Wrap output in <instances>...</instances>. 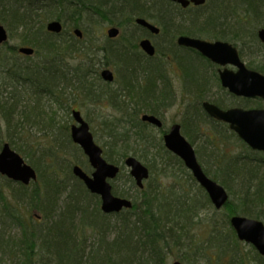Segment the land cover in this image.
Here are the masks:
<instances>
[{"label": "trees", "instance_id": "trees-1", "mask_svg": "<svg viewBox=\"0 0 264 264\" xmlns=\"http://www.w3.org/2000/svg\"><path fill=\"white\" fill-rule=\"evenodd\" d=\"M43 8H46V11L50 16H54L56 21L63 23L65 15L69 13L78 18L83 14L89 17L95 16L115 27L127 26L134 31L141 30L134 25L135 18L153 21L160 28L161 36L169 40H167L168 49L176 47L175 40L179 35L208 41L229 42L238 46L240 56L243 57L245 48L260 49L263 47L256 39V31L259 27L264 28V0H207L202 7L187 9H182L167 0H59L52 6ZM32 10L39 11V9ZM4 11L10 13L7 16L12 19V25H19L22 32L28 34L29 38L23 44L32 46L35 56L42 57V61L39 65L33 64L26 67L17 65L15 48H6L7 45L0 47V88L6 91L8 87L12 90L8 99L2 94L0 96V150L4 143H8L13 151L22 152L26 156L30 161V166L37 173V181L29 186L14 183L0 176L4 182V189L0 188V228L4 229L5 225L7 229L9 227L20 228L18 237H8L0 231V253L7 256L13 264H165V257L173 249H179L181 252H187L184 262L188 261V253L192 252L195 240L188 238L189 232L187 231L195 225V220L199 217L198 214L202 207H209L213 210L207 195L201 189H199L200 197L182 193L177 194V198L171 200L164 197L162 190L161 192L149 190L145 186L142 191L136 189L140 197L133 201L132 210L116 215H104L100 212L98 203L94 209L78 203L73 198V193L77 195L80 192L78 188H75L67 199L69 202L67 201L62 210L58 211L57 198L61 190L60 184H62L59 171L63 172L60 169L62 165L58 163L60 155L53 151L54 153L51 152V154L42 153L36 158L30 148L23 151L10 140L11 136L17 135L18 127L13 120V113L20 97L18 88L25 90L27 86L31 95L35 97L36 104L42 95L48 94L56 97L58 93L63 94V87L74 82L79 92L86 87L87 97L92 99L94 89L89 80L93 74L98 77L96 69L98 65H92V60L88 61V65L79 64L77 66L67 65V62L75 53L90 58L95 48L91 43H80L74 40L65 32L61 35H51L44 31V27L34 32L33 27L26 20L27 17L18 14L12 8ZM128 46V44L117 45V49H122L118 50L120 56L128 55ZM131 48L137 47L131 46ZM121 61L122 59L118 60L123 63ZM153 66L155 70L146 68L141 71V80V75L136 74L134 65H122L126 73L127 70L129 71V76H125L123 86L128 89L132 97L139 98L143 105L156 106L148 112L157 115L160 109L166 108L168 104L170 106L172 96L170 95L171 89H169L170 83L166 81L162 73L164 66ZM183 70L184 75L181 80L186 86L192 78L185 68ZM254 70L264 75V67H256ZM157 82L165 86L167 90H158ZM193 83H196L197 91L202 90L201 80L193 81ZM211 103L220 108L226 107L219 102ZM248 107V104L244 106V108ZM199 109L202 113L201 106ZM193 116L194 113L188 110L181 123L185 133H187L185 130L198 129L199 124ZM202 116L208 122L224 127L223 124L208 118L204 112ZM141 126L145 127L142 124ZM66 131L68 132L67 128ZM143 133L144 130L138 129V137L147 141ZM200 136L208 139L211 147L219 144L217 141L213 143L212 138L202 131ZM108 137L115 139L112 143L113 147L120 140L123 143L127 142L125 135L116 138L114 131H109ZM126 153L127 149L121 159L127 157ZM104 154L108 157L106 151ZM217 154L218 157L215 160H220L219 163L221 162V165L223 163L224 167L219 170L221 173L216 172L215 175H211L210 171L204 168L208 177L210 175V178L217 183L219 180L230 192V182L240 179H235V176L241 177L238 181L239 196L233 197L232 202L229 199L223 208L227 213L225 224L228 225L229 218L235 215L259 221L264 219V184L260 183L254 188L250 185L252 181L249 178L251 187L248 186L245 182L246 176L242 177L241 173L254 175L255 172H248L244 162L238 165L239 157H227L221 149H218ZM68 173L71 179L81 187L85 196L97 198L87 192L83 184L73 177L70 170ZM130 182L133 184L132 181ZM30 186H33L31 190ZM113 194L122 198L127 197L126 194H118L115 189ZM35 214H39L38 221L34 220ZM111 218L118 220L116 225H111ZM76 219L78 222L75 226ZM218 228L216 222L210 221V236L213 241L215 240L213 247L217 249L218 253H216L219 255L222 252V242L225 237L221 235ZM230 230L234 236L233 230L231 228ZM88 233L93 239V243L89 246L86 245ZM188 239H190V248L187 246ZM235 244L237 245V242ZM201 252L202 250L199 249L200 256H202ZM193 254L197 252L193 250ZM256 256L264 262V258L260 257L257 252ZM217 263L218 260H215V264Z\"/></svg>", "mask_w": 264, "mask_h": 264}, {"label": "rangeland", "instance_id": "rangeland-1", "mask_svg": "<svg viewBox=\"0 0 264 264\" xmlns=\"http://www.w3.org/2000/svg\"><path fill=\"white\" fill-rule=\"evenodd\" d=\"M58 1L59 0H0V25L5 28L9 36V42L6 48L12 47L17 50L19 47H33L23 44L25 40H28V34L23 33L19 25H12V19L7 16L10 13H5V9L10 10L12 8L13 11H17L18 14L27 17L26 20L29 25L33 27V31L35 32V30L38 31L42 27L45 29L47 23L56 21L54 16H50L48 11H46L47 9L43 7L52 6ZM32 9H39V11L34 12ZM150 22L157 26L153 21ZM61 23L67 36L72 34L74 28H78L84 34L85 40H87L86 43H91L95 48L90 58H86L79 53L71 55L67 65H88V61L91 60L93 64H98L101 57L98 49L101 50L106 46L105 34L108 29L115 26L95 16L89 17L83 14L82 17L78 18L70 13L65 15V21ZM258 29L261 28L259 27ZM119 30L121 36H128L130 32L134 31L127 26L119 28ZM137 34H141L140 31ZM234 46L238 48V46ZM168 47L169 43L167 42V46L163 49L168 50ZM174 47L171 48L172 50L170 49L171 51H165L168 56L167 60L170 59L168 61L170 63L168 65L165 63L160 64L164 66V71L162 73L166 81L170 83V95L172 96V104L170 103V106L168 104L166 108L160 109V111L156 113L163 123V129L161 130L144 125L140 122V117L143 114H150L148 111L152 109L150 105H143L139 98L132 97L128 89L124 88L125 76H129V71L127 70L126 73L122 65H118V63L115 65L97 66L98 76L103 69L107 68L114 74L115 82L112 85H108L103 83L101 79L99 80L98 78L100 77L94 76V74L91 75L89 82L94 89V97L92 99L89 97L85 98V96L80 94L74 82L63 87V94L58 93L56 97L48 94L42 95L36 104L34 102L35 97L31 95L27 86V90L18 88L20 97L16 103L15 112L13 113V120L17 123L18 127L17 135L11 136L12 138H10V140L23 151L30 148L36 158L40 157L42 153L51 154V152L54 153L53 151H56L57 154L60 155L58 163L62 165L60 169L63 172L59 171L62 184H60L61 190L57 198L58 211L62 210L64 205L67 204V201L69 202L67 199L70 193L74 192L75 188H78L80 192L77 195L73 193V198L78 203L83 204V206L89 209L97 207V203L98 208L100 207L99 199L85 196L81 187L77 185L75 180L71 179L68 173L74 165H78L88 174L92 172L83 152L70 140L69 129L75 124L71 116L73 110L79 111L83 120L88 124L94 143L103 151V158L108 163L120 168V173L117 178L110 182L113 191L115 189V192L118 194H126L127 198L132 201L138 200L140 195L129 174V169L123 164L127 157L135 158L149 169L151 175L145 183L147 189L162 190L164 197L171 200L175 197L177 198V194L181 195L182 193L192 194L198 197L201 196L199 191L200 187L193 180L190 172L176 156L167 152L163 145L164 133H166L173 124L182 126L181 123L184 121L188 110L190 113H194L195 117H193L199 126L198 129L194 131L185 130L187 133L181 128V134L192 145L197 161L203 169L209 170L211 175H215L216 172L221 173L219 170L222 169L224 165L223 163L221 165V162L219 163L220 160H215L218 157V149H221L227 154V157H239L240 162L238 165L244 162L248 172H255L253 173L254 175H247L242 171V173L240 172L242 177L246 176L245 182L248 186L253 185L252 187L256 188L260 183L264 184V153L251 151L228 129L227 126L221 127V125L208 122L207 119H204L202 116L203 111L200 113L201 108L199 109L202 100L219 102L223 106H226L223 107L224 109L235 107L243 109H261L264 108V102L261 100H239L233 99L234 97L231 98L232 96L221 89L218 82L214 80L212 70L201 63L200 58L192 53H187L186 49ZM15 54L17 55V65L25 67L33 64L39 65L42 61V57L39 56H35L32 60H26V58L19 56L17 52ZM244 54L243 61L250 63L251 65L247 66L252 70L256 69V67H264V46L260 49L254 47H250V49L245 48ZM131 56L134 62V64L131 65H134V69H136L137 72L136 74L139 75L142 74L141 71L143 69L153 68V70H155L153 65H157L159 62L161 63L159 56L156 60L142 59V57L136 53L134 55L131 54ZM183 56L185 57L183 60L176 61L177 57ZM178 62H180V64L177 65ZM179 65L185 68L192 78L191 81L187 82L189 88H187V85H184L182 80L179 81L175 76L177 74L181 75L178 69ZM201 65H203L204 70H202ZM203 72H205V74ZM140 78L142 80V75ZM204 79L206 82L203 84L201 83L202 90H195L193 81H203ZM156 87L159 90L162 84L157 82ZM1 89L2 92H0V96L2 94L8 99L9 93L12 90L8 87L6 91H4V88H0V90ZM6 93L8 94L6 95ZM247 104L249 107L244 108ZM141 124L145 127L143 128ZM13 126L16 127L14 123ZM66 128L68 132H65ZM137 128L144 130L143 134L147 141L138 137ZM109 131H114V136L116 138L125 135L127 142L123 143L120 140L117 145L113 147L112 143L115 139H109ZM201 131L205 135L211 137L213 143L217 141L219 144L211 147L208 143V139L205 137L201 138ZM11 132L12 131H10V133ZM37 145H39L38 148ZM125 149H127V157L121 159ZM105 151L109 158L105 156ZM18 155L30 166V161L27 160L22 152H18ZM215 162L216 165H214ZM239 178L241 179V177L235 176V179ZM249 178H251L252 181L250 185L248 181ZM240 179L235 182H230L231 192L226 190L218 180V184L226 190L231 202L233 197H238L240 194L238 183ZM130 181H132L133 184ZM0 188L4 189V182L1 179ZM32 188L33 186L29 187L30 190ZM231 194H233V196H231ZM213 210L209 207H202L198 214L199 217L195 220V225L187 231L189 232L188 238L191 237V239L195 240L193 250H195L197 254H193L192 250V252L188 253V261L184 262L187 252L173 249L171 253L165 257V264H173L175 261L181 264H215V260H218L217 264H264V262L258 259L255 250L251 246L239 242L235 235H232L229 220L228 225L224 222L225 215L227 214L226 211L221 210L215 214L213 213L215 210ZM38 218L39 214H35L34 220L38 221ZM76 220L75 226L78 222V219ZM110 220L111 225L117 224L118 220L116 218H111ZM210 221L217 223L219 227L218 231L225 237V240H223L224 242H222V252L221 254L219 253V255L217 254V249L213 247L215 246V240L213 241L211 238L212 236H210ZM261 221L264 223V219H261ZM6 226L7 225H5L4 229L0 228V231H3L8 237H18L20 235V228L9 227L7 229ZM87 238L86 245L89 246L93 243L90 233L87 234ZM188 240H186V242H188L187 246L190 248V239ZM235 242H237V245ZM199 249L202 250V256L198 253ZM204 249H206L207 252ZM0 264H13V262L9 261L7 256L3 255L1 252Z\"/></svg>", "mask_w": 264, "mask_h": 264}, {"label": "water", "instance_id": "water-1", "mask_svg": "<svg viewBox=\"0 0 264 264\" xmlns=\"http://www.w3.org/2000/svg\"><path fill=\"white\" fill-rule=\"evenodd\" d=\"M176 3L183 9L190 5L195 7L203 6L206 0H168ZM136 25L158 34L159 29L149 24L144 19H136ZM63 27L60 22L53 21L46 25V31L51 34L59 35ZM76 37L81 36V32L76 29ZM119 31L112 28L108 31V36L114 38ZM259 41L264 44V29L257 33ZM8 42V35L3 26L0 25V46ZM177 45L189 48L200 53L204 58L220 67L234 66L237 72L224 70L220 72L222 88L236 97L259 98L264 101V76L257 72L246 69L240 61L237 50L226 42H206L186 36H181L177 40ZM140 48L148 56H154L155 50L151 43L144 40L140 43ZM18 53L26 57H31L34 50L28 47H21ZM103 81L112 83L114 76L111 71L101 72ZM205 113L212 119L227 124L229 129L238 138L254 151L264 152V109L243 110L240 108L221 110L208 102L202 105ZM76 125L71 127L70 137L72 142L77 145L88 159V163L93 172L87 175L79 166L72 167V174L80 180L88 192L100 198V210L104 215L118 214L122 210L132 209V202L128 199L115 197L112 194L110 181L114 180L119 174V167L109 164L102 156V150L94 143L87 123L84 122L77 111L72 113ZM141 122L150 124L158 129L162 127V122L154 116L143 115ZM165 148L178 157L184 166L191 172L193 178L207 193L211 204L216 210H220L228 201L226 191L210 180L198 164L192 146L181 135L180 126L173 125L169 132L163 137ZM124 166L129 169V174L139 189H143V182L149 177V171L138 160L128 157L124 161ZM0 175L15 183L24 186L30 185L37 180V174L33 168L27 165L24 160L8 144H4L0 150ZM230 226L234 230L237 239L254 247L257 253L264 257V225L262 222L241 216H233ZM173 264H181L174 262Z\"/></svg>", "mask_w": 264, "mask_h": 264}, {"label": "flooded vegetation", "instance_id": "flooded-vegetation-1", "mask_svg": "<svg viewBox=\"0 0 264 264\" xmlns=\"http://www.w3.org/2000/svg\"><path fill=\"white\" fill-rule=\"evenodd\" d=\"M140 31L141 34H137L138 32ZM139 31H132L130 32V34L128 36H125V35H122L121 36V33L118 34V36L114 37V38H110L108 36V30L105 34V44L106 46L103 47L101 50L98 49L100 52V59H99V62L98 64H93L91 63L92 65H115L116 63H118V65H131V64H134L133 62V59H132V56L131 54H138L142 57V59H154L155 56H152V57H149L147 56L141 49H140V43L144 40H147L151 43V45L153 46L154 50H155V53H157V50H160L161 52V63L159 62L157 65H160V64H166L168 65L170 62L167 61V55H166V52L167 51L166 49H163L164 47L167 46V38L165 36H159V34H152L150 31L148 30H139ZM69 36H72L74 40L82 43V42H87V40H85V36L84 34L82 33L80 37H76L74 36L73 34L69 35ZM155 39V40H154ZM126 45L128 44V48L129 50L128 51V55L122 57L120 56L118 50H122V49H117V45ZM131 46L133 47H137V48H134L132 49ZM124 49V48H123ZM239 53V51H238ZM239 57L241 59V61L245 64V67L247 65H249L250 63H246L243 61V57L240 56L239 54ZM121 62L123 63H120L118 62V60H121ZM178 59L182 60L181 57H179ZM129 60V61H127ZM136 60V59H134ZM138 61V59H137ZM180 64V62L177 63V65ZM203 64L206 65L207 68H210L212 70V74H213V78L216 82H218V84H220V72L224 71V70H227L229 72H233V73H236L237 72V68L234 67V66H226L224 68L222 67H219L217 65H212L211 63L207 62V61H203ZM176 65V63H175ZM247 68V67H246ZM179 71L181 72V75L180 74H177L176 75V78L177 79H180L183 75H184V70L181 66H179ZM205 74V72H203ZM183 78V77H182ZM109 85V84H108ZM80 94H82L83 96H85V98L87 97V90H86V87L83 88L81 91H80ZM240 99H244V98H240ZM255 100H259V99H255ZM156 108V106L154 105H150V108ZM150 113V112H148ZM150 115H152L150 113ZM153 116H157L158 115H153Z\"/></svg>", "mask_w": 264, "mask_h": 264}, {"label": "bare ground", "instance_id": "bare-ground-1", "mask_svg": "<svg viewBox=\"0 0 264 264\" xmlns=\"http://www.w3.org/2000/svg\"><path fill=\"white\" fill-rule=\"evenodd\" d=\"M193 148V147H192ZM194 150V149H193Z\"/></svg>", "mask_w": 264, "mask_h": 264}]
</instances>
